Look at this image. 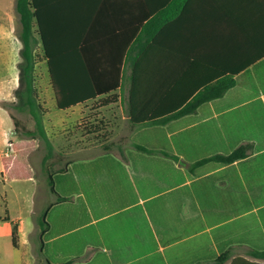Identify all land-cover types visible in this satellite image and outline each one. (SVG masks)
Masks as SVG:
<instances>
[{
  "label": "crops",
  "instance_id": "obj_1",
  "mask_svg": "<svg viewBox=\"0 0 264 264\" xmlns=\"http://www.w3.org/2000/svg\"><path fill=\"white\" fill-rule=\"evenodd\" d=\"M15 1L0 0V26L15 25ZM172 1L42 0L54 27L90 21L93 39L109 52L144 5L163 6L171 19L151 36L150 66L140 80L164 77L168 90H202L223 79L232 86L164 126L137 127L128 109L129 131L99 144L45 130L52 150L80 157L48 175L53 192L48 177L44 184L31 172L28 212L11 210L4 195L0 264H264V0H182L173 16L179 4ZM123 69L129 96L130 69ZM8 73L9 83L0 76V161L9 142L25 140L3 105L15 89L11 59L0 62V75ZM138 88L139 103L147 87ZM93 150L104 151L88 155ZM238 150L245 157L233 163L214 159ZM0 182L12 186L1 175ZM37 196L47 200L44 209Z\"/></svg>",
  "mask_w": 264,
  "mask_h": 264
},
{
  "label": "trees",
  "instance_id": "obj_2",
  "mask_svg": "<svg viewBox=\"0 0 264 264\" xmlns=\"http://www.w3.org/2000/svg\"><path fill=\"white\" fill-rule=\"evenodd\" d=\"M165 1L158 0V3L164 4ZM172 2L179 4L173 16L181 10L182 0ZM144 6L145 9L136 19L134 27L132 25L131 28H126V34L119 35L122 41L114 44L116 47L109 52L104 49L102 41L97 40L98 38L93 39L96 35H94V27L90 25V21H78L79 24L73 26L60 24L54 27L44 15L42 0L15 1V12L20 24L21 57L24 60V107L34 120L35 130L45 143L48 156L53 150L33 101L31 74L33 67L40 62L38 58L46 65L49 86L54 94L55 107L59 111H67L89 102H99L100 107L117 103L123 91L122 81L126 75L123 66L130 69V74L126 76L130 86L129 116L131 123L141 128L164 126L171 120L189 115L201 104L222 97L232 86V80L226 82L223 79L214 85H205L202 90L183 89L181 84L175 85V89L168 90L164 77L163 81L152 80L149 73L146 81L142 82L140 77L144 75L140 73L141 69L148 72L150 66L151 36L171 19V17H166V10L163 6L158 9ZM35 36L38 37L40 43V57L33 54ZM95 40L96 43H94ZM135 54L140 57L136 59ZM142 84L147 87V90L138 103L135 102L136 97L134 96ZM13 124L16 127L18 125L14 120ZM23 133L31 140L36 138L33 131ZM33 148L34 144L29 140L9 142L10 154L0 161V175L4 183L25 181L31 178L27 156ZM244 157L243 150H238L230 156L214 159L223 164H230ZM47 184L53 192L51 176H48ZM40 224L47 227L44 215ZM12 244L16 247L15 228L12 232Z\"/></svg>",
  "mask_w": 264,
  "mask_h": 264
},
{
  "label": "rangeland",
  "instance_id": "obj_3",
  "mask_svg": "<svg viewBox=\"0 0 264 264\" xmlns=\"http://www.w3.org/2000/svg\"><path fill=\"white\" fill-rule=\"evenodd\" d=\"M7 31L9 32L8 35H6ZM19 34L20 24L18 18H16L14 26L9 28L0 26V62L5 65V63L9 62L11 59L13 61V66L16 68V74L14 75L15 89L10 96V101L3 105L9 109L12 115L11 118L18 123L17 127L14 126V130L18 137L32 142L36 141L38 149L34 150L36 143H33L34 148L29 153V156H27V164L30 172H34V177L38 180H44L45 184L48 175L60 168L62 162L80 156H77L78 154L70 155L69 153L71 150H53L50 156L47 155L48 151L46 145L39 138L35 130L34 120L24 107V60L21 57L22 43ZM35 39L33 54L40 57V43L38 37L35 36ZM38 61L40 62L33 67L31 74V79L33 80L32 88L34 91L33 101L44 130L51 136L63 133L64 137H67L68 140L73 137L77 139L76 142H80V138H83L81 141L86 140L91 144H99L103 143L107 136L113 135L114 131L115 134L119 130L123 131L124 134L129 131L131 124L128 120L127 91L124 90L122 94H120V99L117 103L107 107H100L99 102H90L84 106L73 108L70 111H59L55 107L53 93L48 85L46 65L44 61H41L39 58ZM0 76L4 78V82L2 83L5 84L10 82L9 79L11 76L9 73ZM60 124L63 125L61 126L62 129H59ZM25 131L35 132L36 138L34 140L27 138L23 133ZM116 141L118 142V140H115V142ZM103 151L104 150H93V153L88 155H95V153ZM58 161H60V163H58ZM11 182L12 186L10 188L12 189H7V187H5V189L0 182V215H2L4 210V195H7L8 205L11 210L22 209L28 212L31 209L35 187L33 188V185L27 183L26 180ZM43 186V184H40L38 189ZM36 198L38 204L44 202V204H42V209H44L48 204L47 200H39L38 196ZM37 216H40V213Z\"/></svg>",
  "mask_w": 264,
  "mask_h": 264
}]
</instances>
